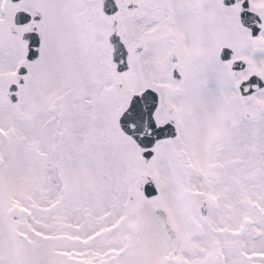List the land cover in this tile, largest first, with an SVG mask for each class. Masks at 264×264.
<instances>
[{
	"label": "snow or ice",
	"instance_id": "1",
	"mask_svg": "<svg viewBox=\"0 0 264 264\" xmlns=\"http://www.w3.org/2000/svg\"><path fill=\"white\" fill-rule=\"evenodd\" d=\"M0 264H264V0H0Z\"/></svg>",
	"mask_w": 264,
	"mask_h": 264
}]
</instances>
